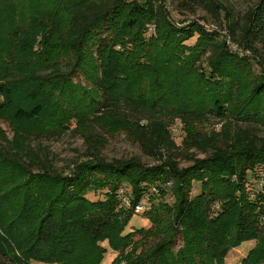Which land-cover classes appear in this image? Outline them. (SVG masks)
Returning a JSON list of instances; mask_svg holds the SVG:
<instances>
[{
	"label": "trees",
	"instance_id": "obj_1",
	"mask_svg": "<svg viewBox=\"0 0 264 264\" xmlns=\"http://www.w3.org/2000/svg\"><path fill=\"white\" fill-rule=\"evenodd\" d=\"M226 4L0 0V120L26 131L17 148L0 142V182L18 168L29 183L50 184L47 193L23 192L17 214L9 213L10 195L0 197V264H101L104 243L110 264H225L229 251L249 241L256 243L240 264H264V193L257 186L264 171V0L241 15ZM198 10L215 29L204 28L210 22ZM222 32L249 56L230 52ZM20 69L28 82L17 80ZM197 75L202 111L176 107L169 114L170 85ZM49 86H56L52 100ZM210 120L228 121L231 143L221 131L193 128ZM103 121L120 123L153 163L102 159L104 140L94 131ZM176 121L192 130L179 141ZM72 122L69 130L88 151L63 177L39 142ZM245 185L253 197L235 199ZM139 204L145 209L135 213ZM134 214L149 226L125 232Z\"/></svg>",
	"mask_w": 264,
	"mask_h": 264
},
{
	"label": "rangeland",
	"instance_id": "obj_2",
	"mask_svg": "<svg viewBox=\"0 0 264 264\" xmlns=\"http://www.w3.org/2000/svg\"><path fill=\"white\" fill-rule=\"evenodd\" d=\"M227 6L232 8L234 12L237 14H243L248 8H250L256 0H226ZM173 0H171V3ZM174 8V5L172 4L171 9ZM197 16H205L209 22L210 25H214L213 19L205 14V12L198 10ZM187 18H194L193 15H185ZM213 23V24H211ZM153 29V26H151V30ZM17 80H24L19 81L22 82H28L29 76L27 75L28 72L24 69L17 70ZM199 75H197L195 78H191L189 76L185 77L183 81H175V83H172L170 85V88L167 92H165V95L168 96V104H166V108L168 110L169 114H172V109H175L176 107L183 109H191L195 108L197 111H202L203 105L205 106L206 100L200 99L194 92L199 89L197 86L202 83ZM82 84L85 86H88L83 79H81ZM198 82V83H197ZM74 83V82H73ZM76 84V82H75ZM221 84V83H220ZM220 84H218L216 87H220ZM222 85V84H221ZM89 87V86H88ZM223 87H227L226 84H224ZM222 86L219 88L220 90L224 91V88ZM201 90V89H199ZM54 91L56 92V86H49L46 88V95L47 98H51L50 100L54 99ZM181 94H180V92ZM226 92V91H224ZM240 102V101H239ZM240 105L242 103H237L236 105L230 104V110L232 109H239ZM171 110V111H170ZM211 124H195L193 125V128L195 131H200V133L207 134L212 129L216 131H221L226 136V140L231 143V132L232 128L230 125H228V121L224 122H216L213 120H210ZM68 124L65 123V128ZM100 128L96 129L94 132L99 133L103 137V146L100 148L99 156L104 159L107 162L112 161H123V160H129L131 158H138L141 160V162L145 164H152L153 160L151 157L146 155L144 152L141 151L139 146L132 142V140L125 134L124 130L122 129L120 123H116L114 121H103L101 122ZM75 128L74 122L70 123L68 126V130L62 129L63 131L60 132V135L53 136V138H45L42 139L41 142H39L41 146V150L44 151L46 157L57 171L64 172L63 177H68V173L70 172L69 169H71L77 161L81 159V156L88 151L87 146L84 142V138L80 136L79 134H75L71 132L72 129ZM71 129V130H69ZM174 132L176 133L177 140L179 141L180 138H182L185 135L186 131H192L191 127H184L181 128V124L179 122H175L173 127ZM83 131V129H82ZM24 133H26L25 129L21 127H17L12 125L8 120H0V142L7 147H14L17 148L20 144L23 143L25 136ZM38 133V132H36ZM258 135L262 138H264V126H258ZM38 143V142H36ZM225 145V144H224ZM195 155L198 158H203V154L195 153ZM1 158V157H0ZM2 165V162H0ZM189 165L186 161H180V166L185 167ZM7 180L4 182H0V197L2 195L9 194V199L14 201L15 205L11 209H9V213H15L17 214L19 208L20 198L23 194V192L29 191L32 189L37 194H40L42 192L47 193L49 190L48 187H50V184H41L42 181L36 182V181H30V183L27 180V176L24 172L20 171L18 168H13L11 170V173L6 175ZM36 182V183H35ZM248 185V184H247ZM59 187H56L52 189V193H56L55 191L58 190ZM194 194H197L199 185L197 183H194ZM246 188V189H245ZM236 190L234 194H236L235 199H238L240 195L245 197L246 199L249 197L250 199L253 197L252 194H249L248 187L245 185L243 191ZM248 192H246V191ZM264 193V191L262 192ZM51 194V193H50ZM121 194V193H120ZM247 194V195H246ZM55 194H52V196ZM247 196V197H246ZM87 198L91 201L98 199L97 194H88ZM123 198V197H122ZM126 201L128 202V197L126 196ZM248 198V199H249ZM41 203L46 204L45 201H42ZM39 203V204H41ZM124 205H126L125 202H123ZM38 204V205H39ZM38 205L34 206L33 212H35V209L38 210ZM44 208V207H43ZM17 212V213H16ZM38 212V211H37ZM38 213H35L30 219L29 223L34 221L35 215ZM14 214H12L10 217H13ZM149 226V220L145 217H143L141 214H134L130 218L128 225L125 229V232H129L132 229H139V228H147ZM0 234L2 235V230L0 227ZM255 241H249L244 242L237 248L232 249L229 251L225 258V264H240V261L242 258L246 256L248 251L254 247ZM105 248L107 249L106 254L101 262V264H110L111 258H112V252L110 251V248L108 244L104 243ZM115 256V255H114Z\"/></svg>",
	"mask_w": 264,
	"mask_h": 264
},
{
	"label": "built area",
	"instance_id": "obj_3",
	"mask_svg": "<svg viewBox=\"0 0 264 264\" xmlns=\"http://www.w3.org/2000/svg\"><path fill=\"white\" fill-rule=\"evenodd\" d=\"M203 26H204V28H205L206 30H213V29H215L214 25L204 24ZM222 34L225 35V43H226V45H227V47H228V49H229L230 52L235 53V54L238 55L239 57H247V56H249V53H248V52L243 51L242 49H239L236 45H234V44L229 40V38H228V36L226 35L225 32H222ZM257 186H258V188H259L261 191H264V171H261V172L259 173V177L257 178ZM120 193H121V196H122V194H123V190H122V189L120 190ZM122 200H123V202H125L126 205L128 206V202L126 201V198H123ZM218 207H219L218 205H215V206H214L215 210H217ZM144 209H145V206H144L143 204H139V205H137V206L135 207L134 212H135V213H141Z\"/></svg>",
	"mask_w": 264,
	"mask_h": 264
}]
</instances>
